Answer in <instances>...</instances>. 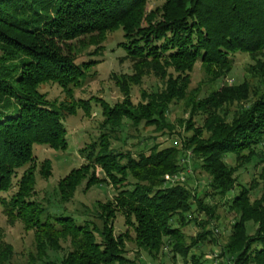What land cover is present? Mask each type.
<instances>
[{
  "label": "trees",
  "instance_id": "16d2710c",
  "mask_svg": "<svg viewBox=\"0 0 264 264\" xmlns=\"http://www.w3.org/2000/svg\"><path fill=\"white\" fill-rule=\"evenodd\" d=\"M152 2L154 8L147 11ZM119 28L123 35L118 46L126 57L138 69L158 71L162 86L135 108L128 98L113 105L96 100L102 129L86 153L88 163L60 177L57 192L66 201L82 181L85 188L107 182L115 196L97 203L94 218L77 221L71 214L46 211L32 197L37 161L33 148L65 150L64 118L77 107L89 111L90 101L74 99L70 89L85 81L101 48L93 41L95 48L87 53L93 56L82 58L79 48L86 44L76 40ZM236 53L248 54L251 71L262 79L260 94L250 104L227 111L230 104L248 99L251 92L245 82L218 86L200 98L187 95L188 74L196 63L216 79L232 69ZM48 82L66 89L69 101L50 100L40 90ZM179 100L190 104L184 127L192 130L181 149L159 142L135 152L110 146L104 125L118 128L126 118L135 127L142 124L164 135L171 130L166 120L169 106ZM196 116L202 123L194 126ZM263 142L264 0H0V205L24 229L33 230L37 249L44 253L38 257L41 264H53L47 249L63 252L58 264H133L125 255L127 228L113 233L117 212L132 229L135 245L150 259L166 251L188 264H207L195 249L197 240L183 229L191 222L202 227L217 219L208 196L225 200L235 215L229 239L217 254L219 264H264V167L258 174L260 185L240 184L233 191L239 169L254 158L264 163L263 153L256 150ZM184 148L208 177L201 198L185 183L163 179L178 173ZM253 191L258 195L251 199ZM197 210L209 219L195 221L192 214ZM208 233L211 230L205 229L197 238L202 241ZM11 249L9 244L0 247V264L9 261Z\"/></svg>",
  "mask_w": 264,
  "mask_h": 264
},
{
  "label": "rangeland",
  "instance_id": "374dc122",
  "mask_svg": "<svg viewBox=\"0 0 264 264\" xmlns=\"http://www.w3.org/2000/svg\"><path fill=\"white\" fill-rule=\"evenodd\" d=\"M154 6L155 3H149L146 10L149 11ZM122 35L123 31L119 28L107 31L101 35H86L76 40L77 44L80 42L86 44L83 48H79L82 58L87 59L93 56L87 54L95 48L93 41L98 42L96 46L101 48L97 52L99 54L96 53L93 56L96 63L89 68L85 81L80 86L71 87L70 89L74 99L83 98L90 101L89 111L77 107L73 115H67L64 118L68 140L65 150H55L41 145H34L33 148L37 161L34 171L36 172L35 194L32 197L41 202L45 210L50 213L61 214L64 212L71 214L77 221L94 218L95 213L99 211L97 203H106L115 196L114 187L107 182L92 184L85 188L84 181H82L75 193L70 195L71 197L66 201H61L57 192L56 182L60 177L66 175L70 169L88 163L86 153L89 152L90 148L94 147V141H97L100 129H102L100 107L95 103L96 100L104 99L108 104L113 105L114 103L125 102V99L128 98L133 108H135L138 104H144L145 96L148 93L156 90L160 91L159 88H161L163 80L158 76V71L154 70L153 67H150L147 71L138 69L134 61L126 57V52L118 46V43L122 40ZM250 59L251 57L246 53H236L232 59V69L216 79L213 78L210 71L196 63L190 74H188L187 95L190 97L194 95V97L200 98L216 90L218 86L245 82L251 92L248 95V99L230 104L227 106V111H234L239 105L250 104L260 94L259 84L262 83V79L251 71L253 61ZM40 90L50 100L65 102L71 98L68 95L69 92H65L66 89H62L56 83L48 82L42 84ZM189 105L186 100H179L169 106L166 120L171 130L165 131L164 135L154 131L152 127L142 126V124L135 127L126 118L123 119V124L118 128H110L108 124L104 125V130L109 134L110 146L122 151L129 149L135 152L140 147L147 151L153 143L159 142L161 146L174 145L181 149V142L192 132V130H186L184 127L190 116ZM194 123V126L200 125L202 118L196 116ZM184 150L186 149L184 148ZM256 150L262 152L264 157V142ZM186 152H181L178 156L180 169L177 174L178 176L183 174V179L175 180L174 182L169 181L168 183H185L194 192V196L198 195L200 196L198 198H201L205 192L208 177H206L207 175L202 169L198 168V165H195L196 163L192 160L188 150ZM43 161H47V164L41 167ZM247 163L235 173L238 184L234 186V192L238 191L240 184L244 186L251 183L253 185L254 181L259 185L261 184V177L258 174H260L261 168L264 167V163L256 158ZM95 169L98 176L103 177V172L99 167ZM167 175L172 174H165L163 179ZM257 195L258 191H253L251 199ZM206 199L207 203L214 206V215L217 219L211 221L208 226L202 225V227L191 222L183 230L191 235L192 239L197 240L198 246L195 249L205 256L207 264H219L221 258L217 254L221 250L222 245L226 244L229 239L231 233V228L229 227L235 215L234 212L228 209L226 204H223L225 200L220 201L216 196H208ZM201 211L197 210L192 214V217L197 222L209 219ZM112 220L114 225L113 233L116 235L124 232L126 228L128 230L129 237L124 244L126 248L125 255L133 264H141V262L143 264H188L181 257L171 258L166 251L159 254L156 259H150L145 251L135 245L134 233L125 224L122 214L117 212ZM251 225L250 231L253 230V225ZM205 229H210L211 233H208L201 241L197 236L204 232ZM33 235V230L24 229L22 222L18 218L7 216L0 205V245L9 244L13 251L9 261L1 264H41L42 262L40 261L44 257V253L37 249L35 236ZM66 246L63 243L64 249H67ZM46 254L47 260L52 261L53 264H58L57 260H59L63 252L47 249ZM38 257L41 259H38Z\"/></svg>",
  "mask_w": 264,
  "mask_h": 264
},
{
  "label": "built area",
  "instance_id": "2783aa9c",
  "mask_svg": "<svg viewBox=\"0 0 264 264\" xmlns=\"http://www.w3.org/2000/svg\"><path fill=\"white\" fill-rule=\"evenodd\" d=\"M183 174H180L179 176H178V174H174V175H167L166 176V178H165V180L166 181H170V182H174L175 180H182L183 179Z\"/></svg>",
  "mask_w": 264,
  "mask_h": 264
}]
</instances>
